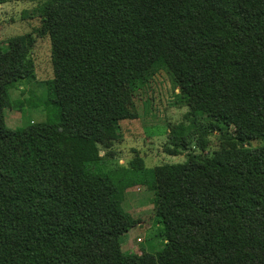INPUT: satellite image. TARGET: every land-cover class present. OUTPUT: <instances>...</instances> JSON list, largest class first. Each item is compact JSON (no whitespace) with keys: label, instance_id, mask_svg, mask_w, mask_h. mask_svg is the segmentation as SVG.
<instances>
[{"label":"trees","instance_id":"obj_1","mask_svg":"<svg viewBox=\"0 0 264 264\" xmlns=\"http://www.w3.org/2000/svg\"><path fill=\"white\" fill-rule=\"evenodd\" d=\"M37 15L60 118L8 125L36 36L0 43V264H264V0H42ZM162 71L188 106L165 149L186 158L123 164L121 121ZM137 184L154 190L155 251L123 246Z\"/></svg>","mask_w":264,"mask_h":264},{"label":"rangeland","instance_id":"obj_2","mask_svg":"<svg viewBox=\"0 0 264 264\" xmlns=\"http://www.w3.org/2000/svg\"><path fill=\"white\" fill-rule=\"evenodd\" d=\"M42 0H6L0 3V43L7 45L8 39L18 34L34 32L36 42L32 55L36 68V79H21L9 88L10 106L5 108V117L12 128L35 126L40 122L59 121V106L50 100L44 81L54 76L51 60V41L40 37L35 28L41 23L38 7ZM175 88L168 74L160 72L148 87L139 90L135 99L137 117L121 121L123 139L116 142V158L123 164L140 155L147 167L162 163L182 162L186 152L171 155L166 152L169 130L173 123L183 119L188 106L176 103ZM217 134L211 136L213 149L219 146ZM264 140H253V145ZM122 206L128 210L137 224L123 235L124 248L141 252L142 247L155 251L162 247L160 232L163 224L153 211L154 190L137 184L124 191Z\"/></svg>","mask_w":264,"mask_h":264}]
</instances>
